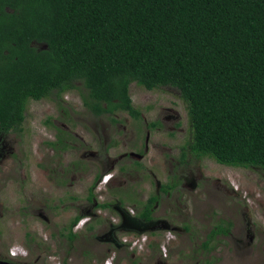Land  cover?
<instances>
[{"label":"trees","instance_id":"trees-1","mask_svg":"<svg viewBox=\"0 0 264 264\" xmlns=\"http://www.w3.org/2000/svg\"><path fill=\"white\" fill-rule=\"evenodd\" d=\"M78 82L114 119L142 117L132 82L175 87L194 151L264 172V0H0V130L23 133L31 101Z\"/></svg>","mask_w":264,"mask_h":264},{"label":"rangeland","instance_id":"rangeland-1","mask_svg":"<svg viewBox=\"0 0 264 264\" xmlns=\"http://www.w3.org/2000/svg\"><path fill=\"white\" fill-rule=\"evenodd\" d=\"M77 84L78 87L63 93V96L52 95V99L31 101L26 119L27 126L30 123V127L21 134L11 133L0 136V155L3 154V159L11 163L10 168H6L5 171H11V179H14L11 180L10 186L3 188L4 195L9 194L6 190L12 192L15 189L19 190L18 179L26 173H31L33 183H28L26 189H40L42 183L49 190V200L56 199L60 195L63 197L64 207L58 210L59 216L56 212H51L57 227L54 224L46 226L47 244L53 243L51 238L55 239L57 244L66 239V225L75 214L71 201L76 198L82 201L86 195V187L91 185L93 179L90 175L84 178L78 175L79 178L73 177L74 186L69 188V183L73 182L70 165L76 160L79 162L83 160L81 157L84 152L98 150L106 145L116 147L112 148L113 153L125 151L128 143H134V137L137 140L136 150L140 151L141 143L145 138L143 132L146 133V124L160 118L161 128L152 131L150 135L154 152L145 156L141 163L147 168H152L151 170L157 173L158 179L164 180L166 174L164 168L160 167L164 161L157 155V151H161L159 147L161 142L171 138L168 133L174 126L172 124L174 120L165 119L166 115L172 114L167 108L174 109L182 116L179 120L181 129L178 130L179 134H176L177 141H183L184 129L187 130L190 126L186 102L181 97L180 90L175 87L161 86L149 90L137 82H132L130 93L134 105L141 109L145 119L136 120L127 112H119L117 114L120 118L119 125L116 126L117 130H114L115 127L111 128L109 125L111 122L109 115L95 116L83 105L81 94L87 92L80 82ZM50 117L57 120L55 126L46 123ZM66 129L74 134L70 131L66 132ZM61 132L64 134L63 144L66 149L59 143L55 152V149H52L55 146H48L47 140H55V133ZM154 144H156L155 148ZM153 165H157L160 173ZM200 165H202V176L197 180V187L192 189L185 186L181 196L179 195V201L174 200L172 207L167 210L169 213L167 218L180 226L178 231L174 232L171 229L163 232L145 231L141 236L125 234L130 241L140 239L138 249H135L136 260L141 264H264V172L258 167L225 165L212 157L203 160ZM196 166L199 167L194 163L192 168ZM67 168L69 172L63 174ZM143 169L136 175L137 180L139 179L142 184L140 178H144L147 172L145 168ZM150 181H153L152 177L145 182V185H150ZM14 203L13 196L11 204ZM157 208L159 209L157 215L165 214L161 205ZM12 221L14 222L15 219ZM28 221L29 227L39 224L36 222L37 218H30ZM226 221L232 223L230 227L232 236L215 237L210 244L214 245V249L209 252L210 250L204 247L208 233L215 225ZM12 231H15V234L11 232L13 239L11 245L22 246L25 228L19 226ZM250 234L254 236L253 240L250 239ZM82 241L84 240L80 237L77 239L78 245L84 248ZM90 242L96 244V249H99V252L92 251L90 259L84 260L78 253L74 254L75 260L69 257L64 259L70 264L76 260H78L76 264L89 262L104 264L107 258L111 259V264H132L131 247L124 255H117L114 258L115 254L110 253L100 259L98 254L103 253L100 249L105 251L104 244L102 246L100 244L102 241L99 240H89V244ZM81 248L80 250H83ZM85 251L87 253V250ZM64 259L59 254L53 261L55 264H60Z\"/></svg>","mask_w":264,"mask_h":264},{"label":"flooded vegetation","instance_id":"flooded-vegetation-1","mask_svg":"<svg viewBox=\"0 0 264 264\" xmlns=\"http://www.w3.org/2000/svg\"><path fill=\"white\" fill-rule=\"evenodd\" d=\"M167 109L172 114L166 115L165 119L174 120L172 122L174 126L168 133L171 138L166 142H161L159 145L161 151H157V155L164 161L160 167L164 168L165 179H158L157 173L152 171V168H147L141 163V160L153 151L150 135L152 131L161 128L160 123L162 121L160 118L146 124V133L143 132L145 138L144 142L141 143L140 151L136 150L135 144L137 140L134 137V143H128L129 145L126 146L125 151L113 153L112 148L116 147H108L106 145L98 150L84 152L81 157L83 160H80V162L76 160L70 165L71 180H74V176L79 178L78 175L83 178L90 175L93 180L91 185L86 187V195L82 201L78 198L71 201L75 214L68 221L66 239H63L64 242H59L60 244H57L53 238H51L53 243L48 242L49 244H47L48 239L45 237V230L48 224L56 226L51 212H56L57 216H59L58 210L64 207L63 197L60 195L56 199L49 200V190L42 183H40V189H26L28 183H33L31 173H26L18 179L19 190L15 189L13 192L6 190L9 194L4 195L3 192H5L7 186L11 185V180L14 181V179H11V171H5L6 168H10L11 163L3 159V154L0 155V264H55L53 259L59 254L62 255L63 259L65 257L72 259L76 253L81 254L84 260H87L92 257V251L99 252V249H96L97 245L92 242L89 244V240H99L102 241L100 243L102 246L104 244L103 249L105 251L100 249V252L103 253L98 254L100 259L110 255V253H114L115 258L117 255L121 256L129 251L125 234H142L145 231L163 232L169 229L174 232L178 231L180 226L167 218L169 215L167 210L172 207L174 200L179 201V195L182 194L185 186L192 189L197 187V180L202 176V165L200 163L205 159H210V157L201 155L193 150L190 127L187 130L184 129L185 132L182 134L184 137L183 141L176 140L180 132L178 130L181 129L179 120H181L182 116L172 108ZM106 115L110 117L111 122L109 125L111 128L115 127L113 129L117 130L119 116L116 114L114 119L110 114ZM141 119H145L143 112ZM56 121V119H52L54 124ZM28 127H30V123L27 126L25 121L24 131ZM67 129L69 128L67 127ZM67 129L66 132L69 133L70 130ZM11 133L17 134V132L0 130V136H6ZM63 136L62 132L55 133V140H47V145L51 146V142L59 145V138L64 140ZM139 136L138 134L137 137ZM155 146L156 144H154V148ZM52 149H55V152L57 150L55 147H52ZM194 163H197L199 167L192 168ZM154 167L159 172L157 165ZM188 167L191 168L188 169ZM68 168L63 171V174L69 172ZM143 168L147 172H145L144 178H140V181H143L142 184V182L138 181L139 179L137 180L136 175ZM148 169L152 170L149 171ZM92 173L93 175H91ZM106 175H109L107 181L104 179ZM151 177L153 181H150V185H145V182ZM69 186V188L74 186V181L70 182ZM176 195L178 196L176 197ZM13 196L15 203L11 204V197ZM50 202L53 204H49ZM160 205L165 210V214L161 216L156 214L157 210H159L157 207ZM146 212L148 214L145 216ZM78 216H80V219L75 223L74 221ZM30 218H37L38 221L36 222L39 224H33L34 226L29 227L30 222L28 220ZM14 219L15 221L13 222L12 220ZM19 226L25 228L23 241H21L22 246H12L11 232L13 235L15 234L12 229ZM71 234H73V237L70 239ZM221 235L225 237L232 236L229 230L227 233H217L215 237L219 238ZM65 237L63 235V238ZM79 237L84 240L82 241V244L85 245L84 248L78 245L77 239ZM250 239H254L252 234H250ZM80 248L83 250H80ZM131 249L132 258H130V262L132 264H141V262L136 260L137 252H135V249L138 248ZM213 249L209 252H212ZM85 250H87V253ZM77 262L78 260L73 264ZM60 264L70 263H68L67 259H64ZM88 264H91V262Z\"/></svg>","mask_w":264,"mask_h":264},{"label":"clouds","instance_id":"clouds-1","mask_svg":"<svg viewBox=\"0 0 264 264\" xmlns=\"http://www.w3.org/2000/svg\"><path fill=\"white\" fill-rule=\"evenodd\" d=\"M106 176H107V175H106ZM108 176H109V175H108ZM107 180H108V178L105 179V181H107ZM142 234H143V233H142ZM142 234H135V235H137V236H141ZM135 240H137V241L140 242V239H134L133 241H130V240H128V238H127L126 242L128 243V246H129V247H131V248H137V246H139V242H138L136 245H133V242H134ZM129 242H131L132 244L130 245ZM132 245H133V246H132ZM104 264H111V259H110V258H107Z\"/></svg>","mask_w":264,"mask_h":264},{"label":"built area","instance_id":"built-area-1","mask_svg":"<svg viewBox=\"0 0 264 264\" xmlns=\"http://www.w3.org/2000/svg\"><path fill=\"white\" fill-rule=\"evenodd\" d=\"M108 177V175L107 176H105V178L104 179H106ZM139 241H137V240H135L134 242H133V245H136L137 243H138ZM14 249V248H13ZM14 253V252H13Z\"/></svg>","mask_w":264,"mask_h":264}]
</instances>
